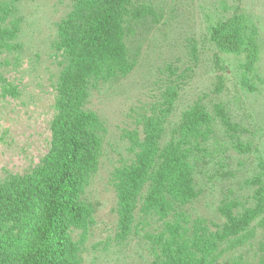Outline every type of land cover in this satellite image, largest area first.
Returning <instances> with one entry per match:
<instances>
[{"label": "rangeland", "instance_id": "1", "mask_svg": "<svg viewBox=\"0 0 264 264\" xmlns=\"http://www.w3.org/2000/svg\"><path fill=\"white\" fill-rule=\"evenodd\" d=\"M93 1L0 0V184L42 164L71 59L60 29ZM238 15L257 47L251 70L247 52L223 51L211 38L213 26ZM122 26L129 68L107 67L88 85L84 108L97 117L101 146L78 194L82 216L67 230L71 260L159 264L155 238L176 219L186 252L212 241L203 264H264L258 221L240 235L221 234L223 205L240 213L264 188V0H128ZM197 103L213 119L204 140L183 144L192 147L195 197L166 217L147 211L148 182L129 180L146 125L161 123L163 146Z\"/></svg>", "mask_w": 264, "mask_h": 264}, {"label": "trees", "instance_id": "2", "mask_svg": "<svg viewBox=\"0 0 264 264\" xmlns=\"http://www.w3.org/2000/svg\"><path fill=\"white\" fill-rule=\"evenodd\" d=\"M127 1L95 0L86 8L73 11L61 26L62 40L71 59L62 77L58 113L50 125L49 150L39 167L0 184V264H74L69 255L67 230L82 216L78 194L85 176L97 166L101 146L94 129L97 117L84 104L93 77L107 67L123 71L129 68L122 26ZM2 21L0 15V39L6 34ZM246 31L245 21L238 15L213 26L211 38L223 51L247 52L246 64L251 70L257 47ZM216 114L229 128L228 116L219 105ZM212 119L204 105L195 104L182 113L173 131L178 136L163 146L159 142L161 123L146 125L129 180L138 184L148 182L144 196L147 211L166 217L169 208L195 197L192 147L183 144L204 140ZM255 192V205L240 213H235L230 204L223 205L224 238L240 235L255 221L264 229V188L259 186ZM169 220L164 224V232L155 238L162 253L159 264L205 263L214 252L212 241H207L204 249L201 246L194 248V253L186 252L177 220Z\"/></svg>", "mask_w": 264, "mask_h": 264}]
</instances>
